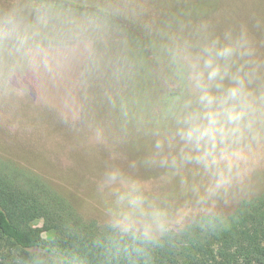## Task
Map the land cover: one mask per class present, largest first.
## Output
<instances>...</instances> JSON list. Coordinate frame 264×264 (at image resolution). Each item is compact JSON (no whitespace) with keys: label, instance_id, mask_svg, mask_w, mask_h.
I'll return each instance as SVG.
<instances>
[{"label":"rangeland","instance_id":"1","mask_svg":"<svg viewBox=\"0 0 264 264\" xmlns=\"http://www.w3.org/2000/svg\"><path fill=\"white\" fill-rule=\"evenodd\" d=\"M38 1L0 0L1 160L100 224H110L115 200L101 185L119 170L161 212L163 230L153 237L203 214L228 215L264 192V134L241 145L231 168L223 161L207 169L186 158L176 135L194 99L183 54L243 36L264 61V0H52L60 7L50 13ZM169 78L182 82L168 83L164 101Z\"/></svg>","mask_w":264,"mask_h":264},{"label":"trees","instance_id":"2","mask_svg":"<svg viewBox=\"0 0 264 264\" xmlns=\"http://www.w3.org/2000/svg\"><path fill=\"white\" fill-rule=\"evenodd\" d=\"M38 2L48 13L60 7ZM109 16L111 25L123 26ZM175 82L182 81L161 82L164 101ZM168 104L160 108L174 106ZM0 264H264V192L228 215L203 214L151 241L133 240L85 218L40 177L0 159Z\"/></svg>","mask_w":264,"mask_h":264},{"label":"clouds","instance_id":"3","mask_svg":"<svg viewBox=\"0 0 264 264\" xmlns=\"http://www.w3.org/2000/svg\"><path fill=\"white\" fill-rule=\"evenodd\" d=\"M179 58L174 54V61ZM182 58L190 68L194 96L177 118L176 135L189 150L186 158L206 169L223 161L231 168L234 160L243 158L241 145L264 134V61L249 39L231 35L226 42L204 44L194 56L185 51ZM224 182L221 178L215 187ZM101 187H111L115 194L110 224L122 237L151 241L154 229L163 230L161 212L146 202L136 181L112 170Z\"/></svg>","mask_w":264,"mask_h":264}]
</instances>
